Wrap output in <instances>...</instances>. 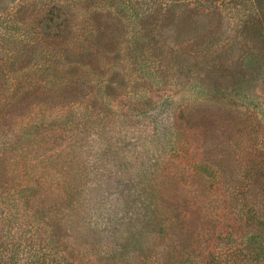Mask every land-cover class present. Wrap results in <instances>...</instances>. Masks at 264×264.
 Returning a JSON list of instances; mask_svg holds the SVG:
<instances>
[{
  "label": "rangeland",
  "instance_id": "obj_1",
  "mask_svg": "<svg viewBox=\"0 0 264 264\" xmlns=\"http://www.w3.org/2000/svg\"><path fill=\"white\" fill-rule=\"evenodd\" d=\"M200 2L212 17L182 11ZM246 13L0 0V264H192L217 214L264 212V26L243 34Z\"/></svg>",
  "mask_w": 264,
  "mask_h": 264
},
{
  "label": "trees",
  "instance_id": "obj_2",
  "mask_svg": "<svg viewBox=\"0 0 264 264\" xmlns=\"http://www.w3.org/2000/svg\"><path fill=\"white\" fill-rule=\"evenodd\" d=\"M33 2L25 6L33 5ZM249 13L245 14L236 26L243 34L250 30L258 31L264 26V0H248ZM215 8L203 7L202 2L194 8L185 6L182 10L186 14L200 15L205 18L212 17ZM182 12V13H183ZM19 21H23L21 18ZM17 22V21H16ZM197 48L198 54L210 57L211 62L218 61L226 53L220 47L216 34L203 32ZM204 38V39H203ZM183 139L179 140L181 146H190L192 139L190 134H182ZM177 144V145H178ZM236 203V202H235ZM213 219L216 221L213 227L210 241L203 242L198 246L199 252L192 264H264V259L255 255L257 249L264 246V212L249 214L242 209L234 208L231 211H223ZM200 237V234H197ZM215 237V240H213ZM221 243L223 249L220 253H213L211 245L215 242ZM198 241V238H197ZM229 252L228 254L225 252Z\"/></svg>",
  "mask_w": 264,
  "mask_h": 264
}]
</instances>
